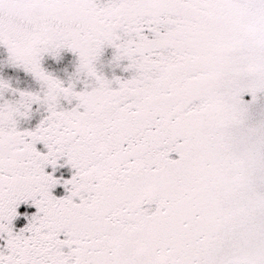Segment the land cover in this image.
Returning <instances> with one entry per match:
<instances>
[{"label":"snow or ice","instance_id":"obj_1","mask_svg":"<svg viewBox=\"0 0 264 264\" xmlns=\"http://www.w3.org/2000/svg\"><path fill=\"white\" fill-rule=\"evenodd\" d=\"M0 48V264H264V0H0Z\"/></svg>","mask_w":264,"mask_h":264},{"label":"rangeland","instance_id":"obj_2","mask_svg":"<svg viewBox=\"0 0 264 264\" xmlns=\"http://www.w3.org/2000/svg\"><path fill=\"white\" fill-rule=\"evenodd\" d=\"M0 52L3 53L4 55H6L5 51L2 48H0ZM61 56L64 58L61 63L54 64L52 61H50L49 59L46 58L45 61H44V66L49 71H53L58 76H60L61 78H63V71H62L63 67L67 64L68 61L74 60V58L71 56L70 53H66V52L61 53ZM69 70H71L70 67H69ZM49 171H50V169H49ZM55 175L58 176V177L69 178L72 175V170L68 166L61 167V168H58V170L55 173ZM54 195H56V196H62V195H64L63 188L58 185L54 189ZM20 223H23V221H21Z\"/></svg>","mask_w":264,"mask_h":264},{"label":"flooded vegetation","instance_id":"obj_3","mask_svg":"<svg viewBox=\"0 0 264 264\" xmlns=\"http://www.w3.org/2000/svg\"><path fill=\"white\" fill-rule=\"evenodd\" d=\"M4 56H5V55H4L3 53L0 52V57L2 58V57H4Z\"/></svg>","mask_w":264,"mask_h":264}]
</instances>
